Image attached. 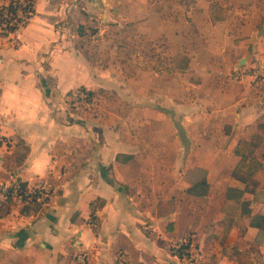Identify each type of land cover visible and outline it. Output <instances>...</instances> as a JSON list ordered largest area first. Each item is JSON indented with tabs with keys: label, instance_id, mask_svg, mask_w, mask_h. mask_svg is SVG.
I'll return each mask as SVG.
<instances>
[{
	"label": "crops",
	"instance_id": "crops-1",
	"mask_svg": "<svg viewBox=\"0 0 264 264\" xmlns=\"http://www.w3.org/2000/svg\"><path fill=\"white\" fill-rule=\"evenodd\" d=\"M33 7L0 34V180L52 190L40 211H2L0 264H264V79L234 78L264 56V0ZM79 86L95 113L70 107ZM258 138L250 192L235 148ZM186 232L190 262L170 251Z\"/></svg>",
	"mask_w": 264,
	"mask_h": 264
},
{
	"label": "built area",
	"instance_id": "built-area-1",
	"mask_svg": "<svg viewBox=\"0 0 264 264\" xmlns=\"http://www.w3.org/2000/svg\"><path fill=\"white\" fill-rule=\"evenodd\" d=\"M8 1L0 2V31L7 35H14L31 20L34 7L30 0H12V4H8ZM246 77L252 85H257L264 79V56L257 58L252 65L237 70L234 75V78L241 80ZM86 91L85 88H76L72 92V99L78 103L75 108L79 113H95L98 97L94 95L90 101H87ZM9 186L12 187L13 199L18 203H23L32 197L47 201L52 190L50 182L44 179H38L33 183H21L20 180L14 179L10 183L0 180V193H5ZM191 238L190 233H184L172 243L170 251L181 259L188 262L193 261L197 257V253ZM75 257L78 262L84 263L86 260L83 252H79Z\"/></svg>",
	"mask_w": 264,
	"mask_h": 264
},
{
	"label": "trees",
	"instance_id": "trees-1",
	"mask_svg": "<svg viewBox=\"0 0 264 264\" xmlns=\"http://www.w3.org/2000/svg\"><path fill=\"white\" fill-rule=\"evenodd\" d=\"M30 1L34 4V0H30ZM8 4H12V0H9ZM96 30L97 28H94V27L91 28L92 32H95ZM78 31L82 32L81 25L78 26ZM148 57H149L148 59H152V56H148ZM165 57L166 56L162 57V59L161 57L155 58L154 65L155 64L156 65L152 66L155 71L161 72L162 69H166L168 67L167 65H163V62H162L165 59ZM79 88H83V86H79ZM86 92H87V96H86L87 101H90L92 96L96 94V91L90 90V89H87ZM83 102H86V101H83ZM69 103H70V106L73 108H75L78 104L76 100L72 98L69 100ZM258 141H259V138L255 140L241 139L238 141L236 148H235V153L236 155L239 156V159H238L236 166L233 169V176L240 177L243 179L245 183L244 184L245 191H250V192L253 191L255 187V183L252 180V175L254 171L261 165V162L253 156V152H254V149ZM21 142H20L21 147L26 149L25 144ZM20 182L25 183V181H21V180ZM206 186L207 185L205 184V181L202 180L200 183H196L188 187L187 190L201 195L205 193ZM45 200L46 199L37 200L35 199V197L25 200V202H23L22 207L20 208V211L22 213H29L30 211H33V212L40 211L42 209V203H44ZM12 201H14L13 194H12V187L9 186L5 193H0V215L2 214V211L4 209H8V205Z\"/></svg>",
	"mask_w": 264,
	"mask_h": 264
},
{
	"label": "rangeland",
	"instance_id": "rangeland-1",
	"mask_svg": "<svg viewBox=\"0 0 264 264\" xmlns=\"http://www.w3.org/2000/svg\"><path fill=\"white\" fill-rule=\"evenodd\" d=\"M3 1H5V0H0V2H3ZM102 29H103V35H105V36H107L108 38H110L108 35H110L109 33L110 32H108L107 34H106V30H104V27H106L104 24H102V22H100V24H98ZM2 32L0 31V34H1ZM115 33H118V32H115ZM123 31L117 36V37H115L114 36V38H118L119 39V41H121V43L123 44V43H125V42H130V38H125V36H123ZM94 39H96V38H94ZM92 43V42H91ZM105 44H110V43H105ZM114 46H115V43H114ZM106 48H107V46L105 45V46H103V49L102 50H106ZM92 49V48H91ZM109 50L107 49V52H108ZM95 53L96 52H93L92 51V56H93V58L95 57ZM164 56H166L165 57V60H167V57H169L167 54L166 55H164ZM102 60H104V57H102ZM105 61V60H104ZM73 108V107H72ZM73 109H75V111H77L78 112V110L76 109V108H73ZM192 244H193V242H192ZM72 263L73 264H87V260H85V262L83 263V262H81V261H76V257L74 256L73 257V260H72Z\"/></svg>",
	"mask_w": 264,
	"mask_h": 264
}]
</instances>
